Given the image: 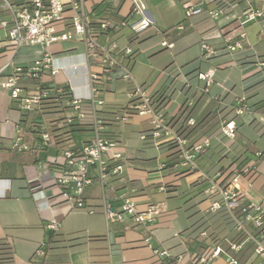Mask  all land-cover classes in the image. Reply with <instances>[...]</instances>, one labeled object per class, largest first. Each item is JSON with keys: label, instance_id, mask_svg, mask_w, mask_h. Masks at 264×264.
<instances>
[{"label": "crops", "instance_id": "obj_1", "mask_svg": "<svg viewBox=\"0 0 264 264\" xmlns=\"http://www.w3.org/2000/svg\"><path fill=\"white\" fill-rule=\"evenodd\" d=\"M223 1L227 8L214 18L207 14V10L219 9L216 0H144L146 15L154 26L137 35L123 23L134 20L129 16L130 0H84L83 3L93 20L109 21L104 41L116 40L121 46L129 45L133 49L128 61L134 80L151 96L166 98L159 108L176 129L184 117L183 105L194 107L190 116L195 120L199 115L215 110L217 104L225 107L220 118L231 110L236 98L247 96L246 86L250 81L247 78L255 72L243 71L238 81L229 79L228 73H219L218 70L229 67L231 63L245 65L237 60L245 54H252L256 59L264 54L262 18L240 24L250 9L264 14V0ZM186 6L200 7L202 11L186 15ZM0 17L4 14L0 13ZM70 21L71 11L67 10L62 27L69 26ZM239 32L244 33L243 45L247 48L230 51L228 45ZM201 41H206L215 49L211 59L201 57ZM21 48L11 55L12 50L9 49L0 52V67L7 64L0 80L5 79L13 66L26 65L48 51L53 66L59 70L53 76L46 71L41 81L67 86L74 97L85 99L89 95V72L100 71V67L86 64L84 43L80 39L53 42L46 48L37 44ZM207 69L214 70V81L208 92L202 95L200 83L194 75ZM219 79L225 85L218 82ZM131 88L132 83L121 79L119 71L108 74L101 86L100 95L104 104L98 107V114L106 119L105 134L115 143L112 151L121 154L113 162L122 164V171L120 174L109 173L103 189L97 181L85 188V205L92 207V212L74 207L63 199L60 187L53 179L54 172L60 169L53 163L59 156L58 147L41 142L39 132L32 123L34 113L20 109L10 91L0 88V239H9L13 264H154L152 250L160 246L169 248L175 256L180 255V260L172 264H191V255L201 250V247H196L191 251L188 246L187 232L191 220L185 201L200 188L204 189V175L216 157L211 153H215V146L220 140L213 137L211 146L198 155L195 166L188 169L179 162L174 148L171 149L167 142L156 145L150 138L148 115L134 114L126 123L110 121L112 110L129 102ZM117 90L125 96L126 103L114 102ZM253 93L247 102L259 114L264 110V89L256 87ZM214 96L220 97V101L213 102ZM66 112L71 113V110ZM257 114L237 115L235 136L223 145L227 149L229 142L233 141L236 149L247 158L246 164L252 167V184L241 181L240 187L244 192V201L259 205L264 221V125ZM43 123L49 129L46 119ZM69 126L77 145L91 139L87 121L74 119ZM19 133L28 146L25 150L11 148ZM238 134L243 138L242 144L235 140ZM142 135L147 137L141 138ZM196 138L198 136L190 139ZM258 152L261 154L257 155ZM90 174L95 176L96 171L91 169ZM161 185L164 190L159 189ZM131 187L136 188L131 195L139 209L145 210L151 204L159 206L161 213L157 221L146 227L135 226L129 219L106 224L101 209L102 199L117 205L118 196ZM152 193L161 194L164 198L152 200ZM207 205L205 198L198 201L196 207L203 215L218 214L208 211ZM175 209L185 214L186 221L182 226L175 224ZM49 221H55L58 226L52 235L46 229ZM223 227V233L216 238L231 239L235 236L232 226ZM215 229L209 221L207 231ZM198 239L205 244V239L199 235ZM41 243L46 247V254L39 260L34 252ZM234 255L238 260L236 264H254L257 261L249 242ZM209 264L230 263L221 257Z\"/></svg>", "mask_w": 264, "mask_h": 264}, {"label": "built area", "instance_id": "obj_2", "mask_svg": "<svg viewBox=\"0 0 264 264\" xmlns=\"http://www.w3.org/2000/svg\"><path fill=\"white\" fill-rule=\"evenodd\" d=\"M83 1L0 0V13L4 14V17H0V52L6 49L16 52L20 47L34 44L46 48L53 42L78 38L84 43L86 64H96L100 67V71L89 72V95L85 99L74 97L67 86L49 85L41 81L46 71L53 76L59 70L53 66V59L48 51L26 65L13 66L11 72L5 75V79L0 80V88L10 91V96L18 102L23 111L35 113L45 98H52L62 109L63 118L57 122V126L64 128L59 132L51 133L43 122L34 123L33 126L38 130L44 145L55 144L58 147L59 156L53 160V163L60 166V169L54 172L53 179L60 187L63 199L74 207L92 212L93 208L85 205V188L97 181L103 189L109 173L120 174L122 171V164L113 162L120 158L121 154L112 151L115 143L105 134L106 119L98 114V107L104 104L100 95L101 86L108 74L119 71L121 79L132 83V88L128 92L129 102L123 107L112 110L110 119L112 123H126L134 114L148 115L150 138L156 145L159 142H171L179 162L188 169H192L198 155L211 146V138L202 135L196 139H189L177 133L164 111L159 107H153V99L149 91L134 80L128 61L133 49L129 45L121 46L116 40L104 41L103 35L109 27V21L93 20L86 11ZM130 2L129 16L134 20L123 23L130 27L133 34L137 35L144 29L154 26L153 21L146 15L144 0H130ZM185 9L186 15L202 11V8L194 6H186ZM67 10L71 11V21L69 26L62 27ZM220 13V9L207 10V14L214 18ZM259 17L264 23V14L250 9L240 24ZM243 38L244 33L239 32L228 45V49L230 51L243 49ZM162 44L171 46L166 42ZM200 49L203 59L211 58L216 52L206 41L200 42ZM257 63L260 66L264 65L261 61ZM6 66L7 64L0 67V77ZM196 79L200 83V90L207 93L214 81V70L201 71ZM216 98L217 96H214V99ZM235 102L237 115L243 113L255 115L259 112L248 104L245 96L236 98ZM67 109L71 110V113H67ZM256 116L264 125V110ZM74 119L87 121L91 131V139L81 145H77L71 136L69 124ZM194 122L192 116L186 118V124ZM220 130L226 137L233 139L236 133L235 120L220 119ZM146 137V135L141 136V138ZM11 148L17 150L28 148L22 141L21 133L14 138ZM91 169L96 171L95 176L90 174ZM253 175L252 167L246 163L243 165L232 163L212 177L204 175L206 185L203 193L208 203L207 210L210 212L224 210L233 221L235 236L231 239L227 237L211 239L207 230H201L198 235L205 239V244L199 252L191 255V264H209L221 257L230 264H236L238 260L234 254L241 251L247 242L252 244L253 253L257 256L254 264H264V221L260 207L251 201H244V192L240 187L241 181L252 184ZM159 189L164 190L165 187L161 185ZM135 192L136 188L131 187L121 193L117 205H113L106 198L102 199L101 209L106 224L129 219L135 226L146 227L157 221L161 213L159 206L151 204L145 210L139 209L131 195ZM262 201L264 202V197ZM57 228L55 221L46 223V229L49 231H56ZM152 252L155 257L154 264H172L180 260V255L175 256L164 246L156 247ZM34 254L37 259L45 256L44 243L37 247Z\"/></svg>", "mask_w": 264, "mask_h": 264}, {"label": "trees", "instance_id": "obj_3", "mask_svg": "<svg viewBox=\"0 0 264 264\" xmlns=\"http://www.w3.org/2000/svg\"><path fill=\"white\" fill-rule=\"evenodd\" d=\"M235 0H230V2ZM216 6L220 10H224L227 8V4L223 0H216ZM243 48H247V46L243 45ZM257 61L254 55L252 54H245L242 57H239L237 60L241 64H248V63H255L258 61H261L264 63V54L257 56ZM262 70H264V65L262 66ZM261 70L256 71L252 75H250L247 79L251 77L257 76ZM196 73L194 76L197 77ZM257 79V78H256ZM264 79L257 80L255 82H252L246 86V92L247 96L245 97L250 98L254 95L253 90H255V87L261 83ZM204 92H202L203 95ZM153 107H159L164 105L166 98L161 96H152ZM213 102L217 103L220 101V97H217L216 99H212ZM195 106V105H194ZM237 107V104L235 102L233 108L229 110L224 115H221V118H227V119H234L237 116L235 113V108ZM193 106L188 107L183 105L182 106V112H183V119L182 122L179 124V126L176 128L177 133L182 137L192 138V136L200 137L202 135H206L210 137L211 139L213 137H217L220 141L215 146V153H211V156H214L216 154V157L214 158L213 163L209 167V169L206 171L207 177H212L219 171H223L226 169L230 164L236 163L237 165H243L246 163L247 158L236 149V146L233 141L229 142L227 149L223 145V143L228 142L230 139L226 137L224 134H222L220 130V114L224 111L225 107L221 106L220 104L216 105L215 110L213 111H207L204 114H201L198 116L197 120L193 124H186V118L190 116L193 113ZM62 109H60L59 105L52 100V98H45L39 109L35 111L33 114V121L32 123H41L44 119H46L49 123V131L51 133L59 132L64 127H58L57 122H59L63 118ZM195 113V111H194ZM66 127V126H65ZM169 147L171 149L174 148L173 144L171 142H167ZM174 150V149H173ZM203 194V187L199 189L197 193L194 194L191 198L185 201L186 203V211L188 213V217L191 220L190 227L188 229V246L191 251L196 250V247H202L204 246L203 240L198 239V233L205 229L207 230L208 222L210 221L213 223L218 230L220 234L223 233V229L225 227L223 226H232L233 221L229 217V215L224 211L220 210L215 213H208L206 215H203L199 212L197 209V202L200 200L205 199ZM50 235H52L55 231H49ZM210 235L211 233L208 232ZM45 254H46V247H45ZM41 260V259H39ZM38 260V263L40 261ZM37 262V261H36ZM0 264H13V250L11 243L8 238L0 239Z\"/></svg>", "mask_w": 264, "mask_h": 264}, {"label": "rangeland", "instance_id": "obj_4", "mask_svg": "<svg viewBox=\"0 0 264 264\" xmlns=\"http://www.w3.org/2000/svg\"><path fill=\"white\" fill-rule=\"evenodd\" d=\"M176 1H178V0H176ZM25 47L26 46H23L21 49H25ZM14 52L15 51H13V50L10 51V55L13 54ZM42 56H43V54L41 55V57ZM257 59H256V61H257ZM213 64H214L213 66L215 67V63H213ZM252 70H254L253 72H256V71L261 70V72L257 76L249 78L248 80H250V81L247 83V85L250 84V83H252V82H255L257 80H261L262 78L264 79V70H262V66H260L257 62H255V63H248V64L241 65V66H237L236 64L231 63L229 67L220 69L218 71H219V73H223V74L224 73H228V78L229 79H236V80L240 81L241 78H242L241 77V74H242L243 71H248L249 72V71H252ZM219 80L220 81H218V82H220V83H222V84L225 85V83H224V81L222 79H219ZM256 87H263V89H264V80L261 83H259ZM114 96H115L114 97V102L115 103H119V104L126 103V98H125V96L123 94H121V91L120 90H117L116 93L114 94ZM207 96L209 97V95H207ZM235 140L237 142L241 143V144L244 142L243 141V138L240 136V134L237 135V137H236ZM246 146L250 147L251 145L250 144H247ZM123 171H124V168H123ZM150 197L152 198V200H159V199H163L164 198L163 195L157 194V193L150 194ZM175 214L177 216L176 217V223H175L176 226H182L183 224H185L186 218H185L184 212L182 210L175 209ZM210 233L211 234H210V237L209 238H211V239L216 238L217 236L221 235L218 232L217 229L211 230Z\"/></svg>", "mask_w": 264, "mask_h": 264}]
</instances>
